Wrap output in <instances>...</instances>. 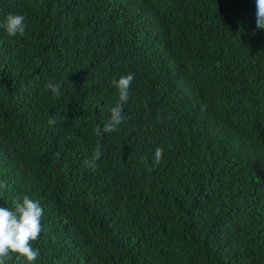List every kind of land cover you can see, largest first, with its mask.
I'll return each instance as SVG.
<instances>
[{"label":"trees","instance_id":"obj_1","mask_svg":"<svg viewBox=\"0 0 264 264\" xmlns=\"http://www.w3.org/2000/svg\"><path fill=\"white\" fill-rule=\"evenodd\" d=\"M255 13V0H0V24H26L0 27V206L43 208L31 264H264ZM128 74L125 119L103 132Z\"/></svg>","mask_w":264,"mask_h":264},{"label":"clouds","instance_id":"obj_2","mask_svg":"<svg viewBox=\"0 0 264 264\" xmlns=\"http://www.w3.org/2000/svg\"><path fill=\"white\" fill-rule=\"evenodd\" d=\"M256 2V26L264 29V0H255ZM9 36L17 34L23 35L26 29L25 16L20 14H8L3 24H0ZM134 74L120 76L118 80L112 81L118 90V101L110 109V119L104 124L103 132L116 131L117 126L125 119L123 116V105L128 101L129 89ZM45 87L50 90L54 97L60 95L59 83H48ZM55 118L48 120L49 125H55ZM97 136L101 135V128L95 129ZM98 143L91 157L84 161L85 165L92 170L97 168V161L100 160L103 153ZM164 149L157 147L154 153L153 163L158 165L162 161ZM0 187H5L0 184ZM43 208L38 201H34L29 196H17L11 201V207L0 206V264H5L6 260L16 258L25 261L34 262L39 257V251L33 248V242L37 241L40 234L44 231Z\"/></svg>","mask_w":264,"mask_h":264}]
</instances>
